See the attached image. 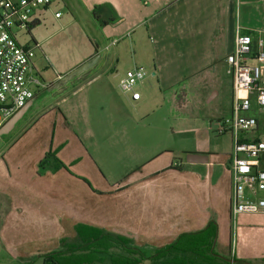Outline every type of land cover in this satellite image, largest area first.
<instances>
[{
  "label": "crops",
  "instance_id": "crops-1",
  "mask_svg": "<svg viewBox=\"0 0 264 264\" xmlns=\"http://www.w3.org/2000/svg\"><path fill=\"white\" fill-rule=\"evenodd\" d=\"M71 1L77 3V0ZM62 2L72 13L66 0ZM81 2L79 5L88 12V18L101 27L102 37L110 44L117 41L114 53L117 61H125V51L132 49L129 69L145 66L153 71V79L165 100L174 101L171 107L177 106L180 95L199 90L209 102L220 97L225 101L227 111L219 119L231 115L233 82L226 58L234 51L238 30L254 38L264 32V0ZM30 37L32 44H37ZM91 45L86 62L99 55L97 64L101 63L102 54L94 42L91 41ZM105 60L101 68L103 74L112 69L106 65L108 58ZM66 75L59 74L49 83L42 77L47 87L36 93L17 123L28 124L18 129L21 130L19 135L22 134L19 140L7 145L0 136V248L11 261L43 264L41 255L81 246L83 241L88 242L89 236L96 235L92 230H100L125 237L130 241L128 247L138 251L130 253L127 247L117 246L95 264H140L141 261L155 264L153 259L147 258L172 244L180 235L199 232L211 221L222 228L228 219L232 220L230 163L233 148L220 155L194 147L188 154L205 155L208 160L196 164L187 162L188 154L183 160L175 154L164 153L140 164L126 180L110 181L99 168V151L84 152L81 141L72 145L56 143L55 135L53 141H49L51 128L36 127L37 133L33 136L31 125L35 121L32 123V118L37 112L33 114L32 110L36 101L40 95L54 90L60 94L62 87L50 89ZM105 88L119 108L116 113L126 114L127 108L112 84L108 82ZM128 98L131 103H137L142 95L137 101ZM55 107L49 106L44 111L49 114ZM254 115L259 126L249 138L262 139L260 121L264 114L256 111ZM137 116L143 117L140 113ZM230 135L234 147L233 135ZM49 151H56L64 165L71 168L40 173L39 164ZM83 159L88 162V168L82 167ZM255 215L264 216V213ZM230 236L232 242L235 237L236 244L235 231L230 230ZM217 245L218 238L215 252L227 259L219 254ZM231 257V264H264V257L257 260L242 252Z\"/></svg>",
  "mask_w": 264,
  "mask_h": 264
},
{
  "label": "rangeland",
  "instance_id": "rangeland-1",
  "mask_svg": "<svg viewBox=\"0 0 264 264\" xmlns=\"http://www.w3.org/2000/svg\"><path fill=\"white\" fill-rule=\"evenodd\" d=\"M66 2L72 13L62 0H56L52 10L45 13L41 24L31 29L32 38L40 45L35 51L34 62L40 71L41 79L43 77L44 81L49 83L57 75L69 74L83 65L88 57V51L92 50L91 41L95 43L104 60L59 89L60 94L54 90L52 93L39 96L32 110L33 114L37 112L32 118V123L34 121L36 123L34 127V124L31 125L33 136L37 133L36 127L51 128L49 141H53L55 135L56 143L60 141L65 145H72L81 141L80 145L84 152L94 154L99 151V168L103 176L110 181L126 180L140 164L164 153L175 154L185 160L186 155L194 147L220 155L232 151V136L219 135L216 130L217 119L225 116L227 111L222 97L209 102L199 90H196L186 96L180 95L177 106L171 107L174 101L165 100L164 93L153 79V71L144 66L148 76L143 81L145 85L139 84L137 87L142 100L131 103L119 85L126 73L133 69H129L133 50L127 49L126 60L118 62L117 56L114 55L116 46L102 37L101 27L93 19L88 18V12L80 6L81 0H77L76 4L71 0ZM57 10L62 12V18L59 20L54 17ZM19 42L22 45L32 43L29 35H21ZM107 44L109 46L105 48ZM106 58H108L106 65H110L112 69L106 70L103 74L101 68ZM108 82L125 104L126 114L116 113L119 108L111 99L108 89L106 92L105 85L107 87ZM49 106L56 107L48 114L44 110ZM137 113L143 117L139 118ZM261 117L260 132L261 136H264V115ZM22 125L26 127L28 124L20 122L12 134L2 136L7 145L19 140L22 134L19 135L18 132L21 130L18 129H22ZM57 158L61 161L59 157ZM69 167L71 168V165L61 169ZM82 167L88 168V162L84 159ZM40 170V173L48 171L41 168ZM218 227L216 249L221 256L231 260L232 255L242 252L257 260L264 257V216L243 215L235 220L228 219L225 226L221 228L218 224ZM230 230L236 233L235 247ZM0 264L18 263L11 261L5 250L0 248ZM140 264L150 263L141 261Z\"/></svg>",
  "mask_w": 264,
  "mask_h": 264
},
{
  "label": "built area",
  "instance_id": "built-area-1",
  "mask_svg": "<svg viewBox=\"0 0 264 264\" xmlns=\"http://www.w3.org/2000/svg\"><path fill=\"white\" fill-rule=\"evenodd\" d=\"M55 1L0 0V126L47 87L34 62L39 45H22L19 38L31 36V29L41 24ZM54 17L60 19L62 12L55 11ZM226 63L233 82L232 112L216 125L218 134L233 135L230 209L235 220L240 215L264 213V138H249L259 126L254 112L264 114V32L254 38L238 30ZM147 76L144 67L136 66L126 73L119 88L133 101L140 100L137 87Z\"/></svg>",
  "mask_w": 264,
  "mask_h": 264
},
{
  "label": "trees",
  "instance_id": "trees-1",
  "mask_svg": "<svg viewBox=\"0 0 264 264\" xmlns=\"http://www.w3.org/2000/svg\"><path fill=\"white\" fill-rule=\"evenodd\" d=\"M96 20H99L97 16ZM39 167L42 170L57 171L65 166L55 152L49 151ZM92 231L96 235L89 236L88 242L83 241L81 246L41 255L43 264H95L109 249L117 246L127 247L130 253L138 251L128 247L130 241L125 237L106 231ZM218 232L217 222L211 221L199 232L180 235L172 244L156 251L154 256L147 259H153L155 264H231L215 252Z\"/></svg>",
  "mask_w": 264,
  "mask_h": 264
},
{
  "label": "water",
  "instance_id": "water-1",
  "mask_svg": "<svg viewBox=\"0 0 264 264\" xmlns=\"http://www.w3.org/2000/svg\"><path fill=\"white\" fill-rule=\"evenodd\" d=\"M99 59H100L99 55H97L96 57H93L92 59H90L89 61H87L83 65H81L79 68H77L76 70H74L70 74L66 75L61 80H59L50 89V91L53 89H59V88L63 87L68 82L72 81L73 79H75L78 76L82 75L83 73L87 72L88 70H90L91 68H93L97 64ZM28 105L26 107H24L23 109H21L20 111H18L12 118H10L4 125H2L0 127V136L9 134L15 128L17 123L23 118ZM207 161H208L207 156H205V155H199V154H193V153H190L187 155V162L191 163V164L207 163Z\"/></svg>",
  "mask_w": 264,
  "mask_h": 264
}]
</instances>
